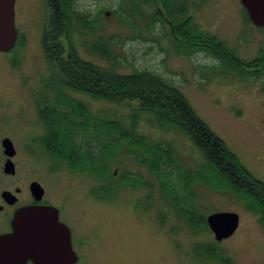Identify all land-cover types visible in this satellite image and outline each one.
<instances>
[{
  "label": "rangeland",
  "instance_id": "rangeland-1",
  "mask_svg": "<svg viewBox=\"0 0 264 264\" xmlns=\"http://www.w3.org/2000/svg\"><path fill=\"white\" fill-rule=\"evenodd\" d=\"M48 1L18 0L22 10L17 26L22 42L9 53H0V93L6 99L1 105L14 113L24 114L27 110L30 120L36 114L42 80L51 75L43 48V36L50 20ZM137 1L141 2L144 14L134 16L130 27L121 23L116 15L119 0H79V7L92 12V18L96 16L103 21L104 29L91 35L75 29L70 45L84 60L119 73L146 70L164 77L183 93L198 116L235 153L241 164L264 184V61L258 60L261 56L264 59V28L247 21L241 0H188L185 5L187 15L193 16L199 30L223 44L225 59L231 60L235 55L247 63L231 61L240 77L236 69L227 71L222 61L208 51L188 57L176 51L172 19L163 5ZM127 9L129 6L125 4L121 14L126 15ZM154 13H161L162 17L151 26L148 21ZM100 36L105 39L113 36L117 41L110 49L118 57L119 65L112 66L110 60L89 52ZM66 41L63 44L68 49ZM247 71L262 75H244ZM67 92L87 104L101 120L118 121L131 132L137 120L136 133L153 144L169 146L174 163L176 160L193 175L203 173L198 170L206 164L205 158L192 141L182 132L159 130L150 115L136 112L140 110L138 102L116 104ZM28 131L26 134L30 136L35 133L31 126ZM42 152L44 162L35 160L34 164L44 173L45 200L61 210L63 222L79 227L83 236H88L84 251L92 254L89 264H220L203 259L195 252L197 246L212 243H218L230 264H264V229L249 197L215 190L202 183L195 185L197 215L194 218L201 221L217 212L239 215L234 235L218 242L209 228L201 225L192 230L178 218L170 202L163 197L160 181L133 157L121 154L112 162L111 174L115 175L116 171L113 181L116 188L112 199L105 201L95 194L101 182L68 170L65 162L55 168L57 161L53 156L56 154L49 153L47 148H42ZM174 172L172 179L176 181L178 173ZM208 175L215 183L216 179ZM176 182L180 187L179 180Z\"/></svg>",
  "mask_w": 264,
  "mask_h": 264
},
{
  "label": "trees",
  "instance_id": "trees-1",
  "mask_svg": "<svg viewBox=\"0 0 264 264\" xmlns=\"http://www.w3.org/2000/svg\"><path fill=\"white\" fill-rule=\"evenodd\" d=\"M148 1L163 5L165 12L172 19L176 51L187 57L203 50L208 51L222 61L227 71L236 69L238 76L242 77L234 66L235 63L231 61L247 63L238 60L235 55L231 60L225 59L223 44L199 30L193 16L187 15L184 0H147L146 3ZM48 2L50 20L43 36V48L51 67V75L43 81V87L48 88V93L45 95L41 92L36 102L39 115L47 125L44 147L49 153L56 154L53 156L57 161L55 168L65 162L68 170H75L101 182L95 189L96 197L110 201L116 188L113 182L116 171L115 175L111 174L112 162L116 161L119 155L125 154L133 157L139 165L146 167L157 177L162 186L163 197L170 202L177 217L192 230H197L201 225L209 228L207 218L199 221L193 217L197 215L193 188L198 183L215 190H227L230 194L237 192L249 197L257 209L254 212L261 218L260 225L264 229L263 182L257 180L241 164L235 153L230 151L225 142L198 116L183 93L156 73L146 70H136L130 74L119 73L81 58L69 43L73 31L77 29L81 33L91 35L104 29L103 21L96 16L92 18V12L81 9L79 0ZM125 4L129 9L126 10L127 14L123 15L121 13ZM140 4L137 0H119L120 10L118 8L116 14L119 21L131 27L134 16L144 14ZM184 15L187 17L184 18ZM246 15L251 24L248 14ZM160 17L161 13H154L148 21L149 24L153 26ZM65 39L68 40V49L63 44ZM21 42L18 40L19 44ZM115 42L117 41L113 36L110 39L100 36L99 42L94 44L89 52L110 60L112 66L119 65L118 57L114 56L110 49ZM262 58L261 56L258 59L259 62L264 61ZM15 64L14 62L13 65ZM244 73H251L250 75L255 77L262 75L258 72ZM66 89L116 104L125 101L138 102L140 110L136 112L150 115L159 130L179 131L192 141L205 158L207 165L204 164L198 170L203 173L193 175L176 160L174 163L169 146L153 144L136 133L137 120L132 132L118 121L101 120L91 112L87 104L72 98ZM134 118L137 119L138 115L135 114ZM174 170L178 173L176 181L179 180L180 187L172 179ZM208 174L216 179L215 183ZM124 179L125 176L122 180ZM195 252L203 259L230 264L223 256L218 243L197 246Z\"/></svg>",
  "mask_w": 264,
  "mask_h": 264
},
{
  "label": "flooded vegetation",
  "instance_id": "flooded-vegetation-1",
  "mask_svg": "<svg viewBox=\"0 0 264 264\" xmlns=\"http://www.w3.org/2000/svg\"><path fill=\"white\" fill-rule=\"evenodd\" d=\"M184 2L188 5V0H184ZM21 10L22 7L19 6L18 0H15V23L18 40L21 32L17 24L19 23L18 16ZM243 11L244 14H247L245 9ZM26 16H29V13ZM44 80L46 78L42 80V86L39 89L46 95L48 88L43 87ZM40 93L37 95V99ZM3 96L0 93V237L12 233L13 219L20 211L30 207L52 206L58 209L60 222L66 225L71 233L72 249L76 258L67 264H89V258L92 254L89 255L84 251V244L88 236H83L82 232L79 231V227L69 226L63 222L60 218L61 210L45 200L44 173L42 168L40 169L34 163H36L35 160L39 163L44 162L42 148H45L44 139L47 133V125L39 115L37 102L36 114L30 120L27 110L24 114H21V111L14 113L3 109L1 104L6 103ZM20 121L25 122V124H16ZM30 126L35 129L32 136L26 134ZM14 127L17 128L16 131L9 130V128ZM42 192L41 199H37V194ZM83 230L85 229L83 228ZM26 264L40 263L29 259ZM43 264L57 263L50 260L47 263L44 261Z\"/></svg>",
  "mask_w": 264,
  "mask_h": 264
},
{
  "label": "water",
  "instance_id": "water-1",
  "mask_svg": "<svg viewBox=\"0 0 264 264\" xmlns=\"http://www.w3.org/2000/svg\"><path fill=\"white\" fill-rule=\"evenodd\" d=\"M241 3L253 25L264 28V0H241ZM17 39L15 0H0V52L11 51ZM42 196L43 192L37 194V199ZM239 220L236 213L217 212L207 217V224L215 239L222 242L234 235ZM12 230L0 237V264H26L29 259L40 264L50 260L67 264L76 258L71 233L60 222L55 207H30L20 211L13 219Z\"/></svg>",
  "mask_w": 264,
  "mask_h": 264
}]
</instances>
